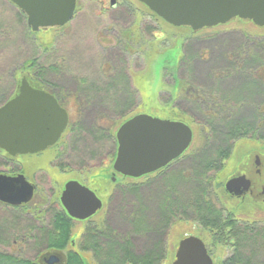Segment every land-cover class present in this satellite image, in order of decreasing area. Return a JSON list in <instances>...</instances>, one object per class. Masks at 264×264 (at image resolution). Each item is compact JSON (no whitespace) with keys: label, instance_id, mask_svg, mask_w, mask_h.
I'll return each instance as SVG.
<instances>
[{"label":"rangeland","instance_id":"obj_1","mask_svg":"<svg viewBox=\"0 0 264 264\" xmlns=\"http://www.w3.org/2000/svg\"><path fill=\"white\" fill-rule=\"evenodd\" d=\"M93 1L83 0V2H80L77 17L64 28H49L33 32L27 25L26 17L13 4L8 0H0V106L13 94L14 87H16L15 80L21 81L27 71L35 72L44 69V67L54 66L59 70L47 73L42 71L36 73L38 76L35 75L33 78L53 81L85 79L89 82H96L99 87H104L107 84L105 80H109L104 76V69L107 68L108 62H111L112 59L115 61L120 59L128 61L122 66H124V75H128L131 81L128 88V90L130 89V95L127 93L126 84H120L109 91H105L103 88L100 89V97L106 98L103 100L95 99L97 101L90 104V109L95 110L94 113H96L83 121L84 126L91 129V125L96 121L95 115L102 114L100 120L98 119L99 122L96 121V123L99 124V128L103 129L101 131L96 130L95 137L80 138V147L84 149L86 163H96V168H94L96 180L91 181L89 184L97 190L96 193L103 202V208L89 221H73L75 239L81 236L87 226H100L107 219L110 211L109 196L116 185L120 184L118 181L122 180L113 169L116 143H112L113 140H111V144H108L106 150L104 131L111 127V133L114 134L112 138H116V132L126 119L142 114L168 118L173 121L184 120L194 130V140L188 151L189 154L202 144L204 133L200 130V127L192 123L193 118L191 119L185 114L182 115L183 113L175 108L174 111L165 109V102L169 99V93L165 91L171 90V83L174 80L170 72H177L175 75L178 79L185 78L186 82L191 81V84L194 85H210L214 77L219 74L217 70L223 71L224 68L228 67L223 60L225 55L246 47L245 37L264 42V27H257L251 21L235 19L228 24L216 27L214 30H204L196 33L194 38L198 39L193 41L191 46L185 48V51H181L180 46L183 40L192 35L189 28L173 27L165 21L156 19L139 0H124L125 3L122 7L108 10L107 13L100 12V6ZM117 2L120 3L121 0H117ZM147 27L155 29L154 36L151 33H144ZM131 29H139L144 33V40L141 41L143 48L138 45L135 47V49H141V51H134L128 55L112 48L115 43V34ZM122 42L128 43L129 41L123 38ZM183 53L187 62L181 61ZM183 62H185L184 65ZM120 63L117 62L116 66L119 67ZM126 68L128 71L125 72ZM239 75V79L230 80L225 84L229 86L250 84L242 77L244 74L240 72ZM263 85L252 83L250 87L264 100ZM91 94L96 95V93ZM118 95H120V99L116 97ZM245 100H248V98L246 97ZM121 101H126L127 104L122 103L123 105H121L119 103ZM177 104L181 106L180 102ZM129 108L134 111L125 118L118 120L121 112ZM102 118H105V120L101 123ZM100 135L103 137L100 138ZM261 144L258 141L250 142L244 139L238 141L228 166L236 167L239 164L241 155L248 152L249 146L259 147ZM89 145L91 147L88 149ZM82 150L75 155L68 152L69 159L66 160L74 161L77 164L84 161L83 154H81ZM109 150L112 152V156L105 159L104 154L108 153ZM88 153H91V155L88 156ZM51 157L52 153L48 151L39 158L29 159L26 169L28 175L30 176L35 170L36 163L43 166L44 162ZM45 164L47 169L43 167L48 170L51 177L45 174H43L44 176L38 175L37 181L41 187V193H47L48 202H56H52V208L60 210L59 196L62 185L71 176L58 173L60 170L56 166L57 161L52 163L55 168L48 166V162ZM172 168L175 169V172L178 170L176 172L178 173L182 167L175 165ZM1 170L3 171L2 167H0ZM110 178H115L116 181L113 182ZM153 178L126 180L123 181V184H144ZM217 183L219 182H216V186ZM50 187L56 189V192L53 193V189ZM154 189L155 187L148 183L142 187V191L147 195L146 203L156 207V198L152 199V196L155 195ZM217 193L226 197L223 186L217 190ZM39 199H35L26 207L19 209L0 204V252L31 260L36 258L41 260L54 254L59 255L61 258L64 256V252H47L43 248L45 245L38 246L31 238L38 236L39 231L41 232L43 228H46L42 226L49 224V219L44 218V214H38L32 209L39 202ZM127 199L130 200V197L127 196ZM260 199L262 200L261 197ZM132 201L136 202L135 196H132ZM46 202L47 200L44 201L43 205H46ZM115 205H112L116 207L115 210L120 209V199ZM125 211L133 212L131 208ZM233 211L241 219L264 220V203L261 209L259 207L253 209L251 207H237L236 204ZM39 215L41 216L39 217ZM42 216L43 219L41 220ZM126 216L127 212H125L123 218L116 215L114 219L111 218L113 223L116 224L115 226L122 232L127 231L129 227ZM195 223V221L183 220L178 221L171 227L167 239V256L162 264H173L178 246L186 237L196 236L203 242L210 243L208 232ZM32 227H35V229H32ZM226 250L221 245L211 247L210 251L214 254L213 261L215 264H221L227 254ZM81 255L86 264H97L92 254L81 253Z\"/></svg>","mask_w":264,"mask_h":264},{"label":"trees","instance_id":"obj_2","mask_svg":"<svg viewBox=\"0 0 264 264\" xmlns=\"http://www.w3.org/2000/svg\"><path fill=\"white\" fill-rule=\"evenodd\" d=\"M151 14L162 20L153 12ZM22 15L25 16L23 13ZM215 28L204 30L211 31ZM189 30L192 31L190 28ZM202 31H192V35L183 40L181 51L191 46L193 41L198 39L194 38L196 33ZM123 33L129 42H125L120 52L130 55L138 43L143 48L141 41L144 40V33H151L154 36L155 29L147 27L144 33L139 29ZM245 39V48L225 55L223 60L228 67L223 71L217 70L219 74L210 85L198 86L191 84V81L186 82L185 78H179L185 81L183 86L186 91L180 96L182 107L176 104V108L183 113L182 115L193 118L191 122L204 133L202 148L193 152L188 159L187 167L184 166V169L168 175L165 179L158 181L150 179L144 184L124 185L123 181L134 180L129 178L118 181L120 184L116 185L109 197L110 211L107 219L100 226H87L78 239L73 235V220L61 207L58 210L50 206L47 209L49 224L42 229L43 231H39L38 236L31 237L35 244L45 245L43 248L47 252H64L61 264H86L81 253L92 254L97 264H162L167 256V239L171 227L178 221L191 220L210 227L211 236L216 244L231 248V256L222 264H264V222L246 224L244 221H231L224 229L218 231V224L222 223L218 220L221 216L217 207L208 199L212 186L210 173L229 156L231 144L245 138L264 141V100L250 87L252 83L261 86L264 84V42L246 37ZM131 41L136 45L131 44ZM182 56L181 61L187 62L184 53ZM117 62H121L119 67L116 66ZM127 62L125 59L117 61L112 59L108 62L104 76L109 80H105L107 84L102 87L103 90L109 91L120 84H126L128 90L131 81L128 75H124L122 66ZM57 70V67L49 66L41 71L47 73ZM240 72L250 84L233 86L225 84L230 80L239 79ZM170 73L174 79H178L175 75L177 72ZM127 93L130 95V89ZM116 97L120 99V95ZM246 97L248 100H245ZM119 103L123 105L122 103L125 104L126 101ZM131 108L121 112L118 120L131 114L134 111ZM95 120L99 122L100 119ZM104 120L101 119V123ZM94 124L88 131L80 124L79 137H95L99 124L96 123L95 126ZM113 135L111 133V140L115 144L116 138H112ZM147 183L155 187L152 199L156 198V207L148 205L145 201L147 195L142 191V187ZM132 196H135L136 202L132 201ZM119 199L121 207L115 210V204ZM129 208L133 212L125 211ZM125 212L129 227L127 231L122 232L111 218L114 219L115 215L123 218ZM43 259L31 260L0 252V264H45Z\"/></svg>","mask_w":264,"mask_h":264},{"label":"water","instance_id":"obj_3","mask_svg":"<svg viewBox=\"0 0 264 264\" xmlns=\"http://www.w3.org/2000/svg\"><path fill=\"white\" fill-rule=\"evenodd\" d=\"M27 19L33 32L57 28L73 20L77 0H8ZM167 24L193 32L211 29L235 19L264 27V0H139ZM68 124V114L56 99L31 88L22 79L18 96L0 107V149L10 155L36 154L54 146ZM192 129L181 121L136 115L116 133L118 144L113 169L116 174L138 179L153 174L181 157L192 142ZM244 181H230L227 189ZM34 187L23 176L0 175V202L12 207L28 204ZM61 204L68 216L84 221L98 214L103 202L77 182L66 185ZM45 264H59V255L44 258ZM173 264H214L205 244L196 237L183 239Z\"/></svg>","mask_w":264,"mask_h":264},{"label":"flooded vegetation","instance_id":"obj_4","mask_svg":"<svg viewBox=\"0 0 264 264\" xmlns=\"http://www.w3.org/2000/svg\"><path fill=\"white\" fill-rule=\"evenodd\" d=\"M80 2H83V0H77L76 10L74 13L73 20L77 17V14L79 12ZM93 2H97V4L101 8L100 12H102V13H107L108 10H114V9L119 8V7H122L123 3H125L124 0H121L120 3H118L117 0H104V1L103 0H94ZM67 25H65V26H67ZM65 26L57 27V28L60 29V28H64ZM123 32L115 34V36H114L115 43H114V47H112V48H115V49L121 51L122 47L126 44V43L122 42L123 38L126 39ZM131 43L135 44L134 41H131ZM137 45L141 48L139 43ZM137 51H141V49H135V52H137ZM44 68H47V67H44ZM41 72H42L41 70H39V71L36 70L35 72L27 71V74L23 78H26V80L29 83V85L31 86V88H33L35 90L43 91V92L53 96L56 99V101L58 102L60 107L62 109H64L68 114L67 127L64 130L62 136L60 137L59 141L54 146H52V147H50L44 151L38 152L36 154H17L15 156H13V155L6 153L4 150L0 149V167L3 168V171L2 170L0 171V175L7 176V177L23 176L24 179L26 180V182H28L30 185H32L34 187V196H33L32 201L40 198L39 202H37L35 204V206L32 207V209H34V211L37 212L38 214H44V218L47 219V215H48L47 209L51 205H53L52 202H55V201H51V202L49 201L48 202L49 199H47L48 197H46L47 193L46 192L41 193V187L37 181L38 175L44 176L43 174H45V175H48L49 177H51L48 173V170H46L47 169L45 167L46 162L49 163L48 166L50 165L51 167H54V166H52V163L57 161L56 166L59 168L58 170H60V171H58V173L60 175L71 176V178L68 179L62 185L63 187H62V190H61V193L59 196V200H61V197H62V194L65 190L66 185L70 182H77L80 185H82V186L88 188L89 190L93 191L97 195V193H96L97 190L92 188V186L89 184V183H91V181L94 182L96 180V175L94 173V171H95L94 168H96V163L87 164L85 161L87 159L84 155L85 154L84 149L82 147H80L81 139L79 137L80 136L79 134H81V133H79V127H80V124H81V126L84 125L83 121L87 120L88 118H90V116L92 114L96 113V112L94 113L95 110L90 109V104L97 101L95 99L103 100L106 97H100L99 90L102 89V87L97 86L96 82L94 83V81L89 82L88 80H85V79L69 80V81H65V80L53 81V80H46V79L41 80V79L33 78V77H35L36 73H41ZM36 76H38V75H36ZM21 82H22V79H21V81L15 80V83H16L15 86L16 87H14L13 94H11V97L8 98L0 107H2L7 102H9L10 100H12L18 96V94L20 93ZM184 82L185 81H183L181 79H174L173 82L171 83V90H169L170 92L165 91L166 93H169V99H170V101L167 100V102H165V105H164L165 109H169L172 111H174V108L177 109L176 104L178 103V101L179 102L181 101L180 96L182 95V93L184 91H186L184 89V86H183L185 84ZM98 88H100V89H98ZM91 93H96V95H92ZM161 94H162V92L160 93V96H161ZM87 108H89L90 110L88 111ZM135 116L128 118L124 123H126L127 121H129L130 119H132ZM100 117H102L101 113L95 115L94 118L100 119ZM155 118H158V117H155ZM102 119H105V118H102ZM158 119L170 120L168 118H158ZM170 121H173V120H170ZM181 122H183V121H181ZM124 123H122L121 126ZM183 123L187 124L192 129L193 134H194V130H193L192 126L188 122H183ZM95 125H96V123L94 124V126ZM102 129L98 127V129H96V130L101 131ZM85 130L88 131V128L86 127ZM104 135H105L104 138L106 139L105 141H106V150H107L108 144L109 143L111 144V127L109 129H106V131H104ZM102 137L103 136L100 135V138H102ZM193 140H194V138H193ZM240 140H243V139H240ZM240 140H238V141H240ZM244 140H248L250 142L258 141L262 144L259 147L249 146V148L247 150L248 152H245L241 155L240 160H239V164L236 167H232V166H228V164H230L236 143L238 142V141H235L234 143L231 144V149L229 150L230 151L229 156L224 158L221 161L220 166H218L216 169H214L210 173L213 181H211L212 186H211L210 191L208 193V199L211 203H213L217 207V209L219 210L218 214L221 216L218 219L222 222V223L218 224V229H217L218 231L224 229L228 224H230L231 221H244V222H246V224L252 223L255 221H263L264 222V220H257V219H255V220L251 219L250 220V219L238 218L237 215H235V213L233 211L234 208L236 207V204H237V207H244V208L251 207L252 209L259 207L261 209L262 204L264 203V141L259 140V139H247V138H245ZM191 146H192V144H191ZM90 147H91V145H89L88 149ZM200 148H202V144L199 145V147L197 149L191 151L188 154V151L190 149L189 148L186 152H184V154L181 157H179L177 160L173 161L172 163H170L166 167L158 170L157 172H155L153 174H149V175L143 176L141 178H149V177L153 178L154 177L153 179H157V181H158L160 179L167 178L168 175L175 174V169H173L172 167H175V165H177L178 167H182L181 170L184 169V166L187 167V164L189 163L188 159L192 156L194 151H197ZM88 149H86V150H88ZM117 149H118V144H117V140H116V149H115L116 151L114 153L115 155H117ZM228 149H229V147L227 146V150ZM80 150H82L81 154H83L84 161H80L79 164H77L74 161L72 162V161L66 160L67 158L69 159V157H68L69 153H72L75 155V154H78L77 152H79ZM48 151H50L52 153V157L44 162L43 166L46 169L41 164L36 163L37 167L32 172V174L29 176L27 173V170H26L28 160L33 158V157L39 158ZM91 153H88L89 154L88 156H90ZM114 154H113V156H114ZM104 155H105V159H106V158L112 156V152L109 150V152L108 153L106 152ZM112 158H114V157H112ZM115 158H116V156H115ZM113 166H114V163H113ZM118 175L122 179L123 178L128 179V177H124L120 174H118ZM141 178H138V179H141ZM239 178H244V181L240 182L236 186V188H234L232 190V192H230L227 189V184L230 181L235 180V179H239ZM110 179L113 182L116 181L115 178H110ZM129 179H132V178H129ZM216 182H219V183H217L218 184L217 186H216ZM222 186L224 187L226 197L221 196L219 193H217V190H219ZM50 188L53 189L52 187H50ZM52 191L54 193V192H56V189H53ZM260 197L262 198V200L260 199ZM46 200H47L46 205H43L44 201H46ZM32 201L30 203H32ZM0 204H2L3 206L12 207V206L3 204L1 202H0ZM28 204H25V205H22L19 207H13V208L19 209L22 207H26ZM60 204H61V201H60ZM61 208L64 210V208L62 207V204H61ZM65 213L67 214L66 211H65ZM40 216L41 215H39V217ZM93 217H91V218H93ZM33 218H34V216H33ZM42 219H43V216L41 217V220ZM90 219H87V220H84L81 222H86V221H89ZM72 220L73 221H79V220H74V219H72ZM36 221L38 222L39 220H36ZM225 221H229V222H225ZM189 222H191V220ZM195 224L197 226H199L201 229L206 230L208 232V235H210V237H209L210 243L209 244H207L203 241L202 242L205 244L207 252L213 260L214 254L211 253L210 249L212 246L215 247L218 244H216L214 242V239L211 236L210 227L207 228L204 225L199 224L197 222ZM42 227H47V225L42 226ZM191 237H194V236H191ZM196 238H198V237H196ZM225 248L227 249L226 250L227 254L224 256L223 260L221 261V264L225 260H227L228 257H230L232 254L231 248H229V247H225ZM59 264H61V262Z\"/></svg>","mask_w":264,"mask_h":264}]
</instances>
